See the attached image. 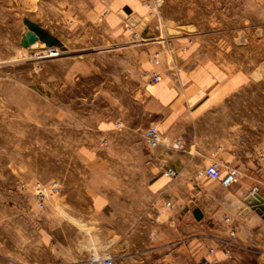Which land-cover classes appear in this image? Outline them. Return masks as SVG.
Segmentation results:
<instances>
[{
  "label": "rangeland",
  "instance_id": "1",
  "mask_svg": "<svg viewBox=\"0 0 264 264\" xmlns=\"http://www.w3.org/2000/svg\"><path fill=\"white\" fill-rule=\"evenodd\" d=\"M34 27L50 42L24 47ZM186 37L201 54L245 71L244 89L214 113L245 125L252 148L260 140L252 133H264V0H0V264H33L42 252L33 247V202L47 209L62 193L41 207L22 183L57 181L62 189L78 177L107 199L146 198L151 175L116 159L105 171L90 169L76 155L152 151L145 64L156 58L146 52ZM51 46L58 55L46 56ZM94 197L75 193L81 202Z\"/></svg>",
  "mask_w": 264,
  "mask_h": 264
},
{
  "label": "crops",
  "instance_id": "2",
  "mask_svg": "<svg viewBox=\"0 0 264 264\" xmlns=\"http://www.w3.org/2000/svg\"><path fill=\"white\" fill-rule=\"evenodd\" d=\"M197 42L186 37L148 46L146 54L156 60L145 64V71L161 77L146 91L152 124L162 133L157 148L141 154L76 155L90 169L105 171L116 166L109 163L116 159L125 160L118 165L126 170L151 175L153 182L142 186L146 198L115 201L85 179L64 181L60 197L50 200L47 209L33 202V247L42 251L33 264H100L92 256L105 253L113 256V264H202L211 248L221 264H264V212L253 205L256 193L264 199V133H252L260 140L251 148L245 125L219 121L216 108L244 89L246 74L201 54ZM5 108L0 102V111ZM213 162L223 171L238 167L240 181L224 187L201 176ZM78 191L95 197L81 202L75 198ZM227 241L233 259L222 251Z\"/></svg>",
  "mask_w": 264,
  "mask_h": 264
},
{
  "label": "built area",
  "instance_id": "3",
  "mask_svg": "<svg viewBox=\"0 0 264 264\" xmlns=\"http://www.w3.org/2000/svg\"><path fill=\"white\" fill-rule=\"evenodd\" d=\"M59 54V49L51 46L48 48L46 52V56H54ZM148 77H150L151 82H158L160 80V76L157 74H154L153 76H149L148 73H146ZM144 140L149 148H157L161 142H162V133L160 129L152 124L149 127L145 129L144 132ZM168 173L171 176H175V171L173 169H168ZM201 176L208 177L213 180L220 181L221 185L224 187H230L233 184H236L241 179V171L238 167H229L226 171H223V169L220 167V165L217 162H213L210 165H208L201 173ZM18 188L22 189H28L31 188L33 190V193L38 200V203L41 207H45L47 202L58 195L61 190V185L59 182L54 181L51 183H43L41 181H35L32 184H26L22 183L18 186ZM258 189L257 186L254 187L253 192H256ZM226 221H229V218L226 219ZM232 236H234V231L231 232ZM222 251L226 255L228 259H233V251H232V245L230 242H226L222 246ZM216 249L211 248L209 250V256L205 257L203 259L202 264H221V260L215 256ZM92 261L95 263L100 264H113V256L109 253L105 254H94L92 256Z\"/></svg>",
  "mask_w": 264,
  "mask_h": 264
},
{
  "label": "water",
  "instance_id": "4",
  "mask_svg": "<svg viewBox=\"0 0 264 264\" xmlns=\"http://www.w3.org/2000/svg\"><path fill=\"white\" fill-rule=\"evenodd\" d=\"M39 40L40 36L34 30H27L22 37L21 43L24 47H30ZM253 205L258 207L257 209L259 213L262 214L264 212V199L258 193H256L254 196ZM194 214L197 219L202 218V213L198 208L194 210Z\"/></svg>",
  "mask_w": 264,
  "mask_h": 264
},
{
  "label": "trees",
  "instance_id": "5",
  "mask_svg": "<svg viewBox=\"0 0 264 264\" xmlns=\"http://www.w3.org/2000/svg\"><path fill=\"white\" fill-rule=\"evenodd\" d=\"M34 31L40 36L41 39H43L45 42H50V35L47 33V31L40 29L38 27H34Z\"/></svg>",
  "mask_w": 264,
  "mask_h": 264
},
{
  "label": "bare ground",
  "instance_id": "6",
  "mask_svg": "<svg viewBox=\"0 0 264 264\" xmlns=\"http://www.w3.org/2000/svg\"><path fill=\"white\" fill-rule=\"evenodd\" d=\"M37 45H38V42H37V43H35V44H33V45H32V47H35V46H37Z\"/></svg>",
  "mask_w": 264,
  "mask_h": 264
}]
</instances>
